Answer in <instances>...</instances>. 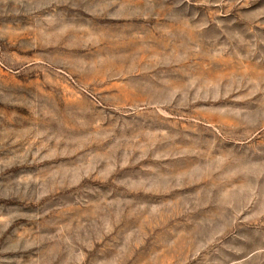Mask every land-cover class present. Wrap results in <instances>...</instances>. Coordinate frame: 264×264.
Listing matches in <instances>:
<instances>
[{"label":"rangeland","instance_id":"obj_1","mask_svg":"<svg viewBox=\"0 0 264 264\" xmlns=\"http://www.w3.org/2000/svg\"><path fill=\"white\" fill-rule=\"evenodd\" d=\"M0 264H264V0H0Z\"/></svg>","mask_w":264,"mask_h":264}]
</instances>
